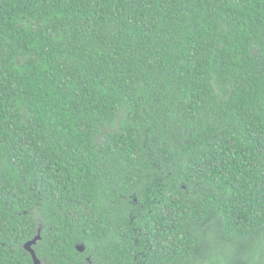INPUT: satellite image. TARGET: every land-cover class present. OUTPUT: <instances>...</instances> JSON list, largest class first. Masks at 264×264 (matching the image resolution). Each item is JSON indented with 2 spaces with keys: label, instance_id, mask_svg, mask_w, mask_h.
<instances>
[{
  "label": "trees",
  "instance_id": "16d2710c",
  "mask_svg": "<svg viewBox=\"0 0 264 264\" xmlns=\"http://www.w3.org/2000/svg\"><path fill=\"white\" fill-rule=\"evenodd\" d=\"M39 232L41 264H264V0H0V264Z\"/></svg>",
  "mask_w": 264,
  "mask_h": 264
},
{
  "label": "water",
  "instance_id": "95a60500",
  "mask_svg": "<svg viewBox=\"0 0 264 264\" xmlns=\"http://www.w3.org/2000/svg\"><path fill=\"white\" fill-rule=\"evenodd\" d=\"M41 239L40 232L30 241L26 242L24 244V248L27 252L30 253L33 259V264H41V260L38 258L36 251L34 250L33 246L37 244V242ZM77 249L80 252L85 251V246L83 244H80L77 246Z\"/></svg>",
  "mask_w": 264,
  "mask_h": 264
},
{
  "label": "flooded vegetation",
  "instance_id": "af4514ba",
  "mask_svg": "<svg viewBox=\"0 0 264 264\" xmlns=\"http://www.w3.org/2000/svg\"><path fill=\"white\" fill-rule=\"evenodd\" d=\"M88 260H89V258H88Z\"/></svg>",
  "mask_w": 264,
  "mask_h": 264
}]
</instances>
